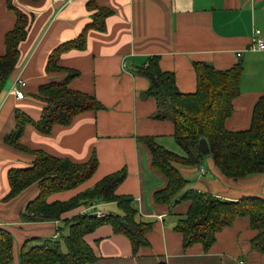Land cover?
Masks as SVG:
<instances>
[{
    "label": "crops",
    "instance_id": "obj_1",
    "mask_svg": "<svg viewBox=\"0 0 264 264\" xmlns=\"http://www.w3.org/2000/svg\"><path fill=\"white\" fill-rule=\"evenodd\" d=\"M88 1L73 0L63 5L52 0H12L14 6L29 14L31 24L26 40L20 44V65L8 79L9 86L21 74L27 82L25 93L36 96L41 85L65 78V74L45 71L47 59L55 47L76 37L91 20ZM98 4L115 11L106 19V30L90 31L86 49L64 53L60 63L81 69L83 73L78 70L80 75L70 81V88L95 94L105 108L78 116L68 127L55 125L50 134L28 126L21 139L28 148H40L74 162H85L96 153L99 166L92 178L74 190L54 193L48 202L66 201L106 175L126 168L127 177L117 193L134 198L140 219L156 222L147 235L151 247L134 255L127 237L103 225L85 236L100 258L95 264H264L263 255L251 247L257 231L247 218H238L233 227L219 232L209 252L201 245L183 248L182 235L173 229L176 215L153 199L157 190L167 186V180L152 167L148 148L137 139L153 136L171 152L183 157L186 153L174 139L171 119L153 118L157 101L143 97L149 81L134 72L145 65L147 58L159 55L162 70L174 72L178 89L193 93L194 62L225 70L243 60L241 95L233 102L234 113L226 127L231 131L247 129L253 107L264 91V50L249 49L256 29L264 35V0H98ZM15 22L16 15L7 7V0H0V55L5 52L4 37ZM28 100L26 96L16 99L7 89L0 93V227L13 235V264H17L26 241L53 238L58 228L62 236L63 220L81 214L86 207L64 214L60 221L24 222L21 214L38 196V185L4 201L9 192V169L28 167L33 160L29 153L3 142L15 127L16 109L27 111L32 119L41 116L44 103L40 110L29 111ZM177 167L188 180L184 193L195 190L233 201L264 199V173L234 180L224 176L214 160L208 169L203 164ZM98 209L106 214L120 212L115 203H102ZM186 210L187 205L182 204L175 213Z\"/></svg>",
    "mask_w": 264,
    "mask_h": 264
},
{
    "label": "trees",
    "instance_id": "obj_2",
    "mask_svg": "<svg viewBox=\"0 0 264 264\" xmlns=\"http://www.w3.org/2000/svg\"><path fill=\"white\" fill-rule=\"evenodd\" d=\"M7 7L16 15V22L4 37L5 52L0 55V93L20 65V44L26 40L31 24L30 18L14 6L12 0H7ZM87 8L92 12L91 20L76 37L60 43L48 56L45 71L65 74V78L39 87L35 97L44 103L40 119L36 121L20 109L14 112L15 127L4 136L3 142L29 153L33 160L28 167L9 169V192L4 201L15 199L37 184L38 196L21 214L24 222L60 221L64 214L92 202L115 203L120 212L103 217L79 213L64 219L68 226V234L64 237L67 252L62 250L58 239L34 238L21 247L19 264H95L100 258L85 236L103 225H109L116 234L127 237L134 255L142 248L151 247L147 235L156 222L140 219L134 198L117 193L127 177L126 168L106 175L93 187L66 201L50 203L47 200L50 195L74 190L92 178L99 166L96 153L93 152L85 162H74L21 143L28 126L41 134H50L55 125L68 127L78 116L105 108L95 94L71 89L70 81L80 72L60 63L64 53L86 49L89 32H104L107 17L115 12L112 8L100 6L98 0H89ZM193 67L196 75V91L193 93L178 89L174 72L162 70L159 55L147 58L145 65L134 71L149 81L143 97L157 101L153 118L171 119L174 139L186 153L183 157L171 152L153 136L137 139L148 148L152 167L167 180V186L154 193V202L168 206L170 213L178 217L173 229L182 235L184 249L201 245L205 252H209L219 232L233 227L236 219L247 218L250 227L257 231L251 239V247L264 257V199L244 197L233 201L195 190L184 193L188 180L177 167V164L194 167L202 164L205 155L199 150V141L205 138L214 163L224 176L240 180L264 173V91L253 107L250 126L244 130H228L226 121L234 113L233 102L241 95L243 60L225 70L203 61L194 62ZM182 204L187 205L186 212L175 213ZM58 230L61 233V229ZM13 245L11 232L0 227V264H13Z\"/></svg>",
    "mask_w": 264,
    "mask_h": 264
},
{
    "label": "built area",
    "instance_id": "obj_3",
    "mask_svg": "<svg viewBox=\"0 0 264 264\" xmlns=\"http://www.w3.org/2000/svg\"><path fill=\"white\" fill-rule=\"evenodd\" d=\"M56 3H61L63 5L71 3L73 0H53ZM250 50H264V35L262 34V31L260 29H256L254 34L252 35V42L249 47ZM238 55H241L238 54ZM27 87L26 80L22 77L20 74L15 81L12 84L10 93L13 94L16 99L22 100L25 98L26 94L24 89ZM201 173H204V169L201 168ZM100 204L96 202H92L86 207L83 208L82 214H93L98 217H103L106 215L102 210H99ZM61 236L60 231L57 229L53 238L58 239ZM239 264H246V261H240Z\"/></svg>",
    "mask_w": 264,
    "mask_h": 264
},
{
    "label": "rangeland",
    "instance_id": "obj_4",
    "mask_svg": "<svg viewBox=\"0 0 264 264\" xmlns=\"http://www.w3.org/2000/svg\"><path fill=\"white\" fill-rule=\"evenodd\" d=\"M53 1V0H52ZM54 2V1H53ZM27 15V14H26ZM28 17H29V14L27 15ZM30 18V17H29ZM31 22V21H30ZM77 69V68H76ZM78 70L79 71H81L82 72V70L81 69H79L78 68ZM83 73V72H82ZM12 84H13V82H12ZM12 84L9 86V82L6 84V86H5V88L4 89H7L8 91H10L11 90V87H12ZM26 89V88H25ZM24 89V91H26ZM26 94V97H29V105L27 106L28 108H26L27 110H29V111H36V110H40V106H41V104H42V101H41V99H39V98H37V97H35V96H33V95H30L29 93H25ZM21 111H24V112H27V111H25V110H22L21 109ZM41 113H42V110H41ZM29 114V113H28ZM30 115V114H29ZM41 115V114H40ZM41 117V116H40ZM40 117L38 118V119H34V120H39L40 119ZM202 164L208 169V168H210L211 166H212V164H213V157L211 156V154L209 153V154H205V156H204V159H203V161H202ZM54 194H52V195H50L49 197H48V199L51 197V196H53ZM47 199V200H48ZM173 218H176V219H178V217H176V216H173ZM177 222V221H176ZM68 234V226L65 224V223H63V235L61 236V237H59L58 238V241H60L61 242V244H62V250L64 251V252H67V249H66V247H65V244H64V237L66 236ZM19 255L20 254H18V262H17V264H19Z\"/></svg>",
    "mask_w": 264,
    "mask_h": 264
},
{
    "label": "water",
    "instance_id": "obj_5",
    "mask_svg": "<svg viewBox=\"0 0 264 264\" xmlns=\"http://www.w3.org/2000/svg\"><path fill=\"white\" fill-rule=\"evenodd\" d=\"M199 150L203 155L210 153V147L208 141L205 138L200 139Z\"/></svg>",
    "mask_w": 264,
    "mask_h": 264
}]
</instances>
